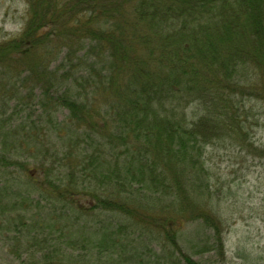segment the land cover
I'll return each mask as SVG.
<instances>
[{"label":"trees","instance_id":"1","mask_svg":"<svg viewBox=\"0 0 264 264\" xmlns=\"http://www.w3.org/2000/svg\"><path fill=\"white\" fill-rule=\"evenodd\" d=\"M48 44L67 52L55 70L45 62ZM67 68L71 77L79 74L78 89L56 97L51 90L68 76ZM0 71L12 79L28 72L21 88L27 81L49 83L33 125L0 124V169L25 171L28 164L17 159L32 143L28 156L36 163L44 156L39 161L46 174L52 160L53 166L66 162L83 183L114 176L120 212L125 192L134 194L131 204H166L156 213L129 207L134 233L156 230L168 242L198 223L213 231L206 251L225 256L219 213L225 192L206 153L216 141L246 138L248 129L235 125L247 123L239 119L241 109L248 116L254 105L264 107V0H29L24 30L0 42ZM58 106L68 111L64 130L77 140L63 152L47 139L54 121L42 126L43 115ZM69 196L59 190V197ZM120 234L115 240L104 235L102 248L116 250ZM151 252L144 259L163 264Z\"/></svg>","mask_w":264,"mask_h":264},{"label":"rangeland","instance_id":"2","mask_svg":"<svg viewBox=\"0 0 264 264\" xmlns=\"http://www.w3.org/2000/svg\"><path fill=\"white\" fill-rule=\"evenodd\" d=\"M28 12L29 0H0V42L21 34ZM53 46L46 45L49 53L45 56L46 63L52 62L51 70L60 66L67 53L66 49H53ZM1 71L0 124L4 121L10 127L33 125L31 121L43 114L40 100L49 83L27 81L26 87L21 88L29 77L28 72L9 79ZM65 73L68 76L51 90L56 97L69 88L78 89L75 78L79 74L71 77L68 68ZM61 75L63 72L57 76ZM253 107L248 116L240 111L239 119L247 123H235L241 129L246 127L245 131L248 129L246 138L240 134L234 137L236 142L216 141L206 153L213 176L220 179L215 181L225 192L219 204V213L226 225L225 256L214 250L206 251L204 245L207 241L212 244L213 231L205 232L198 223L189 225L183 238L179 236L168 242L156 230L142 228L134 233V220L127 215L129 207L139 214L147 207L146 213H156L162 203L157 206L140 204L141 201L131 204L134 194L125 192L122 197L126 209L120 212L116 209L119 188L114 176L101 184L99 175L83 183L82 174L72 176L66 162L58 161L53 166L52 160L45 163L46 170H51L46 174L41 168L44 156L37 158L38 163L29 158L32 146L29 143L17 159L28 164L25 171L0 169V180L8 181L0 184V193L4 194L0 202V264H155L144 259L150 250L153 257L162 258L163 264H186L181 257L183 253L204 264H264V107L259 104ZM57 109L56 113L43 115L42 126L49 127L54 121L55 132L47 139L63 152L67 148L64 145L75 148L77 140L64 130L68 127L65 123L68 111L59 106ZM78 178L79 184L71 183ZM65 189L72 198L59 197V190ZM99 195L106 202V208L96 199ZM119 233L120 244L116 250L108 252L102 248L104 235L112 234L115 240Z\"/></svg>","mask_w":264,"mask_h":264}]
</instances>
